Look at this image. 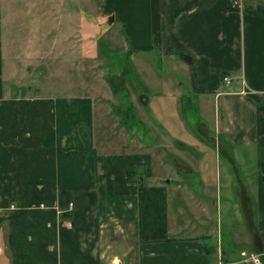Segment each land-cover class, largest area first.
I'll return each instance as SVG.
<instances>
[{"label": "crops", "instance_id": "1", "mask_svg": "<svg viewBox=\"0 0 264 264\" xmlns=\"http://www.w3.org/2000/svg\"><path fill=\"white\" fill-rule=\"evenodd\" d=\"M234 1L105 0L122 60L82 57L88 81L61 71L79 91L54 96L19 92L0 0V264L264 255V0ZM141 64L160 95L148 96ZM190 109L211 122L197 127L213 136L205 146L184 121Z\"/></svg>", "mask_w": 264, "mask_h": 264}, {"label": "rangeland", "instance_id": "2", "mask_svg": "<svg viewBox=\"0 0 264 264\" xmlns=\"http://www.w3.org/2000/svg\"><path fill=\"white\" fill-rule=\"evenodd\" d=\"M105 5V0H3L8 53L22 77L24 74L23 79L20 80L24 86L19 89V92L27 93L30 90L34 93L54 96L77 95L79 90L74 85L75 81L70 82L73 85H69L70 83L67 85L61 77V71L68 74L71 79H80L84 76L88 81L87 76L91 73L79 70L82 61L98 58L104 66L106 65V68H114L118 61L122 60L123 43L108 38L116 31L122 33L121 27L118 28V25L110 27L108 17L105 16ZM106 34L110 45L106 46L107 48L102 46ZM7 66L8 71L11 70V60H7ZM41 69L43 72L40 71ZM45 72L46 75H44ZM25 73H30L32 79L29 80ZM174 73L168 70L156 75L159 78L172 79ZM140 74L149 81V85L144 86L148 91V96L154 97L156 93L160 95L161 90L156 91L153 88L155 86L150 85L154 79L150 80L149 78H156L155 74L147 72L142 64L140 65ZM106 75L113 76L112 72H108ZM18 81L15 82L18 83ZM29 81L33 85L30 88L25 87ZM183 81V79L179 80V82ZM169 90L171 91L166 88V91ZM167 95V92L163 95L166 101H176ZM159 107H162V104ZM164 110V114L167 115L172 112L177 113L175 104H168ZM184 118L193 133L195 128L197 130H195L197 136H194L193 139H199L198 141L201 142L198 147L209 144V139L213 136L202 135L197 127L201 122L210 127L211 122L201 119L197 109H190ZM170 120L176 119L171 117ZM192 122H196V127L191 125ZM181 136L187 139L184 132L181 133ZM224 247H226L225 244ZM240 248V246L232 245L228 255L240 258ZM260 255L255 252L249 259L243 258L242 261L231 264H258L256 263L257 259L262 264L264 255Z\"/></svg>", "mask_w": 264, "mask_h": 264}, {"label": "built area", "instance_id": "3", "mask_svg": "<svg viewBox=\"0 0 264 264\" xmlns=\"http://www.w3.org/2000/svg\"><path fill=\"white\" fill-rule=\"evenodd\" d=\"M234 9H238V8H240L241 7V1L240 0H235L234 2H233V6H232ZM230 81H231V79H230V77H225L224 78V83H226V84H230ZM256 263H258V264H260V260H256Z\"/></svg>", "mask_w": 264, "mask_h": 264}, {"label": "water", "instance_id": "4", "mask_svg": "<svg viewBox=\"0 0 264 264\" xmlns=\"http://www.w3.org/2000/svg\"><path fill=\"white\" fill-rule=\"evenodd\" d=\"M113 20H114V18H113ZM262 264H264V259L262 260Z\"/></svg>", "mask_w": 264, "mask_h": 264}]
</instances>
